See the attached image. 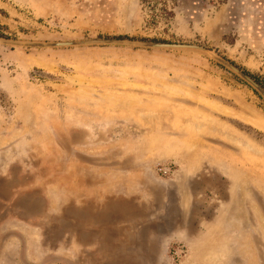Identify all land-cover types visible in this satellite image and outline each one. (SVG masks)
I'll use <instances>...</instances> for the list:
<instances>
[{"label":"rangeland","instance_id":"obj_1","mask_svg":"<svg viewBox=\"0 0 264 264\" xmlns=\"http://www.w3.org/2000/svg\"><path fill=\"white\" fill-rule=\"evenodd\" d=\"M0 16L2 38L196 44L264 80V0H0ZM138 49L165 54L156 76ZM260 117L264 98L197 50L0 44V264H264Z\"/></svg>","mask_w":264,"mask_h":264},{"label":"water","instance_id":"obj_2","mask_svg":"<svg viewBox=\"0 0 264 264\" xmlns=\"http://www.w3.org/2000/svg\"><path fill=\"white\" fill-rule=\"evenodd\" d=\"M0 44L8 45L11 47H27V48H54V47H69V46H84V45H121L136 48H148V49H190L203 52L222 64L229 70L237 74L241 79L251 85L263 98L264 87L259 84L254 78L245 73L241 68L237 67L227 59L223 58L213 50L196 45V44H179V43H163L152 41H140L131 39H87V40H74V41H60V42H38V41H25L15 40L0 37Z\"/></svg>","mask_w":264,"mask_h":264},{"label":"crops","instance_id":"obj_3","mask_svg":"<svg viewBox=\"0 0 264 264\" xmlns=\"http://www.w3.org/2000/svg\"><path fill=\"white\" fill-rule=\"evenodd\" d=\"M1 17V16H0ZM133 52H126L127 54H132V55H138V56H142V57H147L148 59H149V61H148V63L147 62H145V63H147V64H150L151 66V69H148V74H145V75H147V76H156L157 74L156 73H154L153 71L155 70V68H156V66H157V64L159 63V62H156L154 59H155V56L156 57H161V58H163V57H166L165 56V54H159V53H155V52H149V51H147V50H132ZM157 59V58H156ZM146 60V59H145ZM142 66H140V68H141ZM153 68V69H152ZM182 237H183V234H173L172 236H168V238L167 237H164V238H167L168 239V241L169 240H171V239H175V238H177V239H182ZM153 251H156V249H154ZM156 253V252H155Z\"/></svg>","mask_w":264,"mask_h":264},{"label":"bare ground","instance_id":"obj_4","mask_svg":"<svg viewBox=\"0 0 264 264\" xmlns=\"http://www.w3.org/2000/svg\"><path fill=\"white\" fill-rule=\"evenodd\" d=\"M141 114V113H140ZM142 116L141 117H143L144 119H148V118H151V119H153V118H157V117H160L161 116V114L160 113H157V112H148V113H142L141 114ZM258 118V117H257ZM199 119H200V117H199ZM248 120V122H250V123H252V124H254L255 126H257L259 129H261V130H263L264 131V119H261V117H260V119L259 120H256V119H247ZM206 121V120H205ZM209 121H211V120H209ZM190 123H191V121H189ZM212 124V123H211ZM204 125V124H203ZM192 126H193V124H192ZM205 126V125H204ZM209 126H211V125H209ZM212 127H213V125H212ZM215 127V126H214ZM199 130V129H198ZM208 130V129H207ZM211 131V130H210ZM219 131H221V130H219ZM218 131V132H219ZM225 132V131H224ZM227 135H228V133H227ZM228 136H230V135H228ZM231 137V136H230ZM232 139H236V137H235V135H234V137L232 138ZM241 139V138H240ZM239 139V140H240ZM238 141V140H237ZM243 141H245L244 139H243ZM246 142V141H245ZM244 144V143H243ZM247 145V144H246ZM245 144H244V146H246ZM248 147V146H247ZM250 148H252L251 146H250ZM258 149V148H257ZM257 149H253V150H257ZM246 150H248L247 148H246Z\"/></svg>","mask_w":264,"mask_h":264},{"label":"trees","instance_id":"obj_5","mask_svg":"<svg viewBox=\"0 0 264 264\" xmlns=\"http://www.w3.org/2000/svg\"><path fill=\"white\" fill-rule=\"evenodd\" d=\"M123 39V38H120ZM245 73L250 75L252 78H254L259 84H261L264 87V80H261L258 76L250 74L248 71L245 70Z\"/></svg>","mask_w":264,"mask_h":264}]
</instances>
